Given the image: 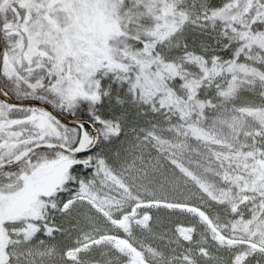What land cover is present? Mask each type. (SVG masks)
<instances>
[{
  "label": "snow or ice",
  "instance_id": "1",
  "mask_svg": "<svg viewBox=\"0 0 264 264\" xmlns=\"http://www.w3.org/2000/svg\"><path fill=\"white\" fill-rule=\"evenodd\" d=\"M0 264H264V0H0Z\"/></svg>",
  "mask_w": 264,
  "mask_h": 264
}]
</instances>
